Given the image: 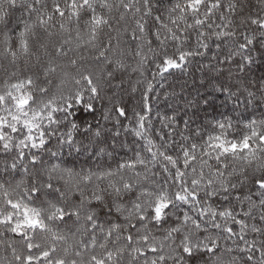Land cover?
Listing matches in <instances>:
<instances>
[{"label": "snow or ice", "instance_id": "obj_1", "mask_svg": "<svg viewBox=\"0 0 264 264\" xmlns=\"http://www.w3.org/2000/svg\"><path fill=\"white\" fill-rule=\"evenodd\" d=\"M257 4L0 0L3 53L26 65L0 84V228L23 242L8 244L11 259L0 264H192L197 256L203 264H264V119L192 127L212 105L209 93L225 105L245 93L247 104L257 92L264 100V77L232 72L245 73L254 52L264 56V0ZM82 47L95 52L93 66L75 55ZM129 56L140 74L131 112L106 91L123 88L113 81ZM196 58L206 63L191 90H157ZM98 101L108 105L105 124L79 118ZM118 144L133 156L114 168L77 170L59 159L65 148L68 157L116 159Z\"/></svg>", "mask_w": 264, "mask_h": 264}, {"label": "trees", "instance_id": "obj_2", "mask_svg": "<svg viewBox=\"0 0 264 264\" xmlns=\"http://www.w3.org/2000/svg\"><path fill=\"white\" fill-rule=\"evenodd\" d=\"M250 5L253 7V10H258V4L257 0H249ZM67 35V34H65ZM72 36H75V32H72ZM113 36L115 37V33H113ZM60 36H54L52 37V41L56 42L60 40ZM85 39H87V36H85ZM123 39H127V37H123ZM44 42H48L45 40ZM116 44V40H113V45ZM259 48V45L256 46ZM70 55H73V53H70ZM75 55H83L86 57V60L83 62L87 64L88 66L94 65V60L92 57L95 55V52L88 47H82L78 49L75 53ZM111 55V53H109ZM255 57V63L253 65L249 66V69L245 73H237L235 65H232V72L233 76L239 75L244 81H252V82H258L262 77H264V56L259 55L258 53H253ZM200 63H206V61L201 60V58H196L195 61H193L189 67L186 74H181L179 71L175 72L174 77H169V79L165 82L164 89L161 90L158 87V91H161V94L163 91H171L172 88H175L177 92L180 91L181 86H184L185 92L189 91L193 87V80L195 79L197 83L199 82V79L202 75V72L199 69ZM127 64L129 67L125 70H122L120 72L116 73V79L113 81L114 84L119 83L121 80L124 81L123 88L118 89H106L108 95H112L113 92L117 94L118 97L122 98V101L124 105L128 108L129 112H131V109L136 106L137 101L139 99V93L132 94L131 93V86L135 84V81L140 78L139 72H133L132 69L136 66V58H133L129 56L127 58ZM227 69V66H225ZM26 65L24 62V58H21L17 61L16 66H13L11 64V57H5L3 53V46L0 45V84L3 83L5 79L8 78V75L12 72H16L17 75H23L25 71ZM152 70V65L149 63L146 66L145 69V75H148L150 77V73ZM222 80L227 79V71H225V75L221 77ZM171 85L172 87H169ZM235 90V89H233ZM252 91H256L255 88L251 89ZM201 91H204V89H201ZM193 95H195V92L193 91ZM209 95H214L215 99L212 102V105L206 108H203L201 111H199L196 116L194 117L195 123L192 124V127L195 128L198 124L206 123L207 121L212 120L213 118L216 119H224L225 117H230L234 124L237 123V121H247L249 119H264V100L260 99V93L257 92V98L254 100L252 104H247V94L241 95L239 100H236L233 98L232 100L228 101L227 104H222V102L225 100V96L220 94H213L209 93ZM106 102H97L96 103V109L97 111L94 114H89L87 112H84L81 110L78 113V116L80 119L88 122L95 123V120H99L101 124H105V121L102 119L101 113L103 112L104 108L107 107ZM158 110L163 113L165 110V106L163 103H161L158 106ZM157 107L154 106L153 110V120H155ZM95 117V120H94ZM240 127L243 125L240 124ZM108 128H111V123L107 124ZM77 139H80L78 136ZM127 142L130 148H134L136 145L133 143L134 137L131 135L124 137L123 135L120 137L121 142ZM67 148L64 149V156L59 158L62 160H66L69 165H75L77 170L79 168L83 167L85 169L92 168L93 170H96L97 167L103 168L106 167L108 164H111V166L114 168L116 166V161L120 158H129L133 156V152L129 151L127 149L121 148L119 144L116 148V159H109L108 157H103L97 159H89L86 155H73L72 157L67 156ZM20 176L17 175V179H19ZM100 217L102 220L106 219L104 210L97 208ZM112 219H115V216L112 217ZM61 228H65V225H59ZM68 227H72L73 230H75L76 226L69 225ZM15 244L18 248L22 246V240L18 235H15L13 233L7 232L3 228H0V262L10 260L11 259V249L8 247V244ZM204 257L197 256L193 259L192 264H203ZM127 260V257H125V261Z\"/></svg>", "mask_w": 264, "mask_h": 264}]
</instances>
